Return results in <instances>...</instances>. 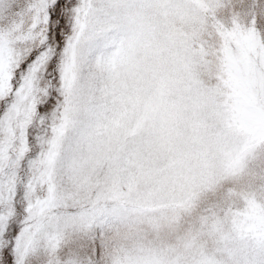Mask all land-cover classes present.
<instances>
[{"label":"snow or ice","instance_id":"1","mask_svg":"<svg viewBox=\"0 0 264 264\" xmlns=\"http://www.w3.org/2000/svg\"><path fill=\"white\" fill-rule=\"evenodd\" d=\"M0 264H264V0H0Z\"/></svg>","mask_w":264,"mask_h":264}]
</instances>
